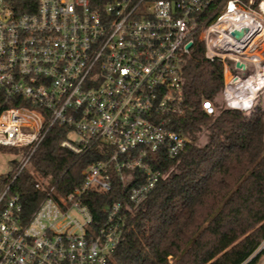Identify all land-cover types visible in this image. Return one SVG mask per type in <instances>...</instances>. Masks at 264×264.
Here are the masks:
<instances>
[{
  "label": "built area",
  "instance_id": "built-area-1",
  "mask_svg": "<svg viewBox=\"0 0 264 264\" xmlns=\"http://www.w3.org/2000/svg\"><path fill=\"white\" fill-rule=\"evenodd\" d=\"M13 1L0 0V147L19 159L0 189V264H108L123 238V207L105 206L97 226L84 196L110 193L115 175L135 183L127 198L140 205L162 176L152 155L175 159L192 142L174 120L185 113L183 70L197 36L205 58L223 65L226 105L254 108L264 93V0H116L102 9L39 0L34 12ZM202 110L216 112L211 100ZM56 127L67 130L62 148L111 154L71 192L35 176L45 197L27 216L14 187ZM263 250L264 241L243 264Z\"/></svg>",
  "mask_w": 264,
  "mask_h": 264
},
{
  "label": "trees",
  "instance_id": "trees-1",
  "mask_svg": "<svg viewBox=\"0 0 264 264\" xmlns=\"http://www.w3.org/2000/svg\"><path fill=\"white\" fill-rule=\"evenodd\" d=\"M102 9L116 0H89ZM39 0H14L19 12H34ZM220 10L213 9L205 24ZM185 113L174 120V130L191 138L175 159L164 152L152 155V167L161 172L155 190L140 205L127 194L135 183H121L113 175L110 193H87L83 200L96 225L104 207L119 203L124 220L123 238L108 264H243L264 241V106L252 112L233 109L223 97V65L204 56L196 37L183 70ZM211 100L214 115L202 110ZM67 130L54 128L34 154L14 190L20 192L25 215L44 200L35 188L36 178L48 179L60 192L82 185L83 172L108 158V148L95 146L83 154L60 147ZM205 133L207 143L197 144ZM9 180L0 176V189ZM264 250L249 264H259Z\"/></svg>",
  "mask_w": 264,
  "mask_h": 264
},
{
  "label": "rangeland",
  "instance_id": "rangeland-1",
  "mask_svg": "<svg viewBox=\"0 0 264 264\" xmlns=\"http://www.w3.org/2000/svg\"><path fill=\"white\" fill-rule=\"evenodd\" d=\"M215 40L214 36H212V41ZM249 72L253 73L254 69L253 66L249 64ZM239 73L243 78V74L240 72ZM257 105H261L262 107L264 106V93L260 95L259 99L255 102V106L253 109L256 108ZM252 109V110H253ZM249 111L248 113L252 112ZM208 139L205 133H202L198 137V142L197 144L199 146H204L207 143ZM19 159V153L16 150H9V149H4L0 147V176L2 175H8L14 168L15 163ZM28 171V170H27ZM264 261V259H262ZM262 261V264H263Z\"/></svg>",
  "mask_w": 264,
  "mask_h": 264
},
{
  "label": "water",
  "instance_id": "water-1",
  "mask_svg": "<svg viewBox=\"0 0 264 264\" xmlns=\"http://www.w3.org/2000/svg\"><path fill=\"white\" fill-rule=\"evenodd\" d=\"M192 47V44H188L187 49H190Z\"/></svg>",
  "mask_w": 264,
  "mask_h": 264
}]
</instances>
